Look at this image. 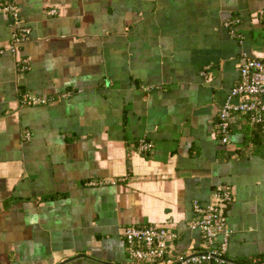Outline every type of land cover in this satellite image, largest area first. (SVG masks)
I'll return each mask as SVG.
<instances>
[{
	"label": "crops",
	"instance_id": "obj_1",
	"mask_svg": "<svg viewBox=\"0 0 264 264\" xmlns=\"http://www.w3.org/2000/svg\"><path fill=\"white\" fill-rule=\"evenodd\" d=\"M3 3L31 33L0 55V264H131L129 226L176 234L173 258L197 252L192 204L222 185L226 259L264 258V131L240 115L225 144L216 129L238 64L264 60V0ZM14 29L0 15V48Z\"/></svg>",
	"mask_w": 264,
	"mask_h": 264
},
{
	"label": "built area",
	"instance_id": "obj_2",
	"mask_svg": "<svg viewBox=\"0 0 264 264\" xmlns=\"http://www.w3.org/2000/svg\"><path fill=\"white\" fill-rule=\"evenodd\" d=\"M49 15L55 14L49 11ZM0 15L7 16L15 27L8 45L0 48V55L5 52L15 54L19 46L29 40L31 30L22 24L18 8L11 3L0 4ZM238 20L225 22L224 27L232 37L236 34ZM238 83L223 102L217 114L216 129L220 142L228 141L229 130L233 118L237 115L246 118L249 124L264 127V60L243 59L238 64ZM27 62L22 61L20 71L27 70ZM205 67L200 73L206 76ZM52 100L21 94L19 103L23 106L46 105ZM28 136V134H27ZM152 144L144 139L137 143L140 153L149 152ZM230 186H218L212 192L206 204L193 202L192 211L197 219L191 227L196 228L201 237L200 249L193 253H181L172 257L171 242L176 238L169 230L149 225L142 227H124L121 234L125 243V251L131 264H263L264 259H255L250 263H234L226 259L230 232L227 228L226 212L232 202Z\"/></svg>",
	"mask_w": 264,
	"mask_h": 264
},
{
	"label": "trees",
	"instance_id": "obj_3",
	"mask_svg": "<svg viewBox=\"0 0 264 264\" xmlns=\"http://www.w3.org/2000/svg\"><path fill=\"white\" fill-rule=\"evenodd\" d=\"M257 127H260V128H262V129H263V131H264V127H262V126H257ZM261 259H264V258H261Z\"/></svg>",
	"mask_w": 264,
	"mask_h": 264
}]
</instances>
